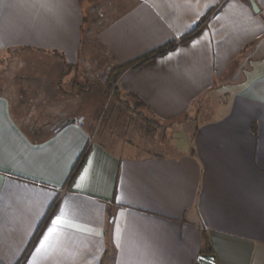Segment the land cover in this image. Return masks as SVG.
Wrapping results in <instances>:
<instances>
[{
  "label": "crops",
  "instance_id": "obj_1",
  "mask_svg": "<svg viewBox=\"0 0 264 264\" xmlns=\"http://www.w3.org/2000/svg\"><path fill=\"white\" fill-rule=\"evenodd\" d=\"M254 2L259 13L249 0H0V71L12 53L57 63L35 88L21 66L0 91V264H197L206 238L216 264H264ZM96 55L124 68L117 102H143L168 144L92 142V102L68 109L60 81Z\"/></svg>",
  "mask_w": 264,
  "mask_h": 264
},
{
  "label": "rangeland",
  "instance_id": "obj_2",
  "mask_svg": "<svg viewBox=\"0 0 264 264\" xmlns=\"http://www.w3.org/2000/svg\"><path fill=\"white\" fill-rule=\"evenodd\" d=\"M97 53L99 55V50ZM16 55V53H12V56H10L8 71H0V79L3 82V88L7 87L8 90H13V86L15 85L14 76H17L16 74L21 66H24V68L20 70V75L18 76H21L23 79L24 77L29 78V81L31 80V88H35L36 82L33 80L35 78L32 75L38 77L39 71L36 68L43 66L51 67L57 64L51 58L32 53H28L20 58H16ZM98 55H96V57ZM96 59L99 61L96 66L91 65L92 62L86 60V64L82 69H78L72 74L67 73L68 77L65 78L62 76L60 81L62 84L61 88H63L60 93H64L67 99H72L67 106L68 109L77 108V98L84 99L85 102H87V100L92 102L89 106H81L82 112H84V115L86 114L85 117L90 118L91 115H94L88 122L92 131V142L99 137L104 138L110 136L112 139L109 142H111L110 144L112 145L118 142L121 143L122 141H130L134 145L143 148L145 144L152 143L154 139H156L155 142L161 141L164 145L168 144L169 137L168 134L165 135L167 132V125L161 128L158 124L146 122L145 117H147V115L141 113L142 111L140 108L136 107V104L131 106L128 104H119L117 99L113 98V90L111 92L110 90L107 91L105 84L108 80L110 71H107L108 67L104 57H97ZM4 64L7 65V63L4 62L2 63L3 67ZM4 73L7 74L2 77ZM56 79L57 78L54 80ZM41 81L46 82L45 77ZM23 83L22 86H26V83ZM73 84L75 85L73 86ZM16 85H18L17 82ZM23 90L25 91V87H23ZM30 91L33 90H29V93ZM25 96L31 97L32 95L26 94ZM88 96H90V98ZM62 107V104H55L49 107V111L54 114ZM197 107L198 105L194 106V109ZM82 121L85 122L84 119H82ZM178 138L179 133L176 132V134H174V139L177 140ZM148 149L150 152H163L161 149H156L152 146Z\"/></svg>",
  "mask_w": 264,
  "mask_h": 264
},
{
  "label": "trees",
  "instance_id": "obj_3",
  "mask_svg": "<svg viewBox=\"0 0 264 264\" xmlns=\"http://www.w3.org/2000/svg\"><path fill=\"white\" fill-rule=\"evenodd\" d=\"M154 54H156V52L155 53H153V55ZM152 55V54H151ZM150 55V56H151ZM150 56H146V57H144L143 58V60H147ZM47 58V57H46ZM63 59V58H62ZM39 67V66H38ZM45 67H47V66H45ZM45 67L43 66V67H39V68H36L39 72V74H38V77H36L35 75H32L35 79H33L35 82H37V83H40V82H42L41 80L45 77V79L48 77H54L55 75H57V74H52V73H45L44 72V69H45ZM3 71V70H2ZM4 71H6V70H4ZM3 71V72H4ZM123 71H124V68H119V67H116V68H113V69H111L110 70V73H109V76H108V80H107V82H106V84H105V86L107 87V91L108 90H110V92L113 90V98H116V97H119V94H118V89L116 88L115 89V85H116V83H117V81H118V79L121 77V75L123 74ZM67 73L68 72H66V73H63V74H61L62 76H66L67 75ZM47 76V77H46ZM23 78H21L20 76L17 78V81H18V83H20L21 82V80H22ZM28 81H29V79H28ZM31 81V80H30ZM35 86H37V85H35ZM88 87H90V86H88ZM2 88H3V82L1 81V79H0V91H2ZM135 97V96H134ZM135 99H137V97H135ZM139 101V100H138ZM136 107L137 108H143V107H146V105L143 103V102H137V104H136ZM145 121L146 122H151V123H154V124H157L156 122H154V121H152V120H149L147 117H145ZM78 168H79V166L76 168V171L78 170ZM205 238H206V235H205ZM206 245H207V247H206V251L203 253V254H205V255H210V256H214V254H213V251H212V249H211V247H210V243H209V240L206 238Z\"/></svg>",
  "mask_w": 264,
  "mask_h": 264
},
{
  "label": "water",
  "instance_id": "obj_4",
  "mask_svg": "<svg viewBox=\"0 0 264 264\" xmlns=\"http://www.w3.org/2000/svg\"><path fill=\"white\" fill-rule=\"evenodd\" d=\"M255 13H259V9L254 0H249ZM197 264H216L214 256L202 254L197 258Z\"/></svg>",
  "mask_w": 264,
  "mask_h": 264
},
{
  "label": "snow or ice",
  "instance_id": "obj_5",
  "mask_svg": "<svg viewBox=\"0 0 264 264\" xmlns=\"http://www.w3.org/2000/svg\"><path fill=\"white\" fill-rule=\"evenodd\" d=\"M60 222H61L60 219H57V221H55L54 223L59 224Z\"/></svg>",
  "mask_w": 264,
  "mask_h": 264
}]
</instances>
